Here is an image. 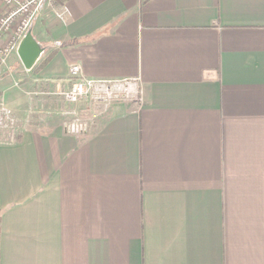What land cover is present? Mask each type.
Here are the masks:
<instances>
[{"label":"crops","instance_id":"0c3cea01","mask_svg":"<svg viewBox=\"0 0 264 264\" xmlns=\"http://www.w3.org/2000/svg\"><path fill=\"white\" fill-rule=\"evenodd\" d=\"M65 7L35 18L32 68L0 66L19 128L0 144V264H264V0ZM77 63L140 79L142 101L66 134Z\"/></svg>","mask_w":264,"mask_h":264},{"label":"built area","instance_id":"2783aa9c","mask_svg":"<svg viewBox=\"0 0 264 264\" xmlns=\"http://www.w3.org/2000/svg\"><path fill=\"white\" fill-rule=\"evenodd\" d=\"M4 10L0 16V65L8 62L9 57L18 52L35 18L42 8L59 5L57 15L65 21L68 0H0ZM7 36L2 44V39ZM72 86L64 93L67 103H84L83 109H74L63 124L69 135H83L89 132L95 116L106 111L117 101L141 102L144 94L140 79H103L90 78L83 72L81 64H73L69 69ZM18 120L14 112L0 103V144H15L18 140Z\"/></svg>","mask_w":264,"mask_h":264},{"label":"water","instance_id":"95a60500","mask_svg":"<svg viewBox=\"0 0 264 264\" xmlns=\"http://www.w3.org/2000/svg\"><path fill=\"white\" fill-rule=\"evenodd\" d=\"M42 53V47L34 38L32 32L29 31L18 49L22 63L27 69H30L35 65Z\"/></svg>","mask_w":264,"mask_h":264},{"label":"rangeland","instance_id":"374dc122","mask_svg":"<svg viewBox=\"0 0 264 264\" xmlns=\"http://www.w3.org/2000/svg\"><path fill=\"white\" fill-rule=\"evenodd\" d=\"M56 16H57V18L62 22V23H66L67 22V17H66V20L65 21H63V20H61L59 17H58V15L56 14ZM8 64V62L5 64V65H3L4 67L6 66ZM1 66V65H0ZM0 103H2L4 106H6V107H8L7 106V104L5 103V101H4V99L3 98H1L0 97ZM74 108H72V111L76 108L75 106H73ZM9 108V107H8ZM10 109V108H9ZM13 111V110H12ZM14 112V111H13ZM14 114H15V112H14ZM15 116H16V119L18 120V118H17V115L15 114ZM68 118V116H66V118L63 120V122H62V124H61V127H62V129H63V124H64V122L66 121V119ZM63 131H64V129H63ZM18 132H19V129H18ZM19 139V134H18V138H17V140ZM18 142V141H17ZM16 142V143H17Z\"/></svg>","mask_w":264,"mask_h":264}]
</instances>
